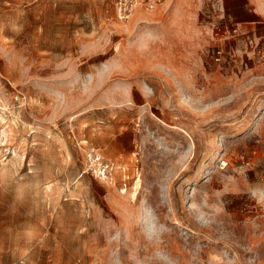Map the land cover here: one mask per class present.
Returning a JSON list of instances; mask_svg holds the SVG:
<instances>
[{"label": "rangeland", "instance_id": "obj_1", "mask_svg": "<svg viewBox=\"0 0 264 264\" xmlns=\"http://www.w3.org/2000/svg\"><path fill=\"white\" fill-rule=\"evenodd\" d=\"M263 49L264 0H0V264H264Z\"/></svg>", "mask_w": 264, "mask_h": 264}, {"label": "built area", "instance_id": "obj_2", "mask_svg": "<svg viewBox=\"0 0 264 264\" xmlns=\"http://www.w3.org/2000/svg\"><path fill=\"white\" fill-rule=\"evenodd\" d=\"M112 7L118 21L126 23L138 10L153 12L161 6L165 0H106ZM226 58L223 49H219L215 54V62L222 63ZM259 59L264 63V49L260 52ZM87 172L101 178L106 183H114L115 167L113 164L102 160V157L89 153L86 159Z\"/></svg>", "mask_w": 264, "mask_h": 264}]
</instances>
